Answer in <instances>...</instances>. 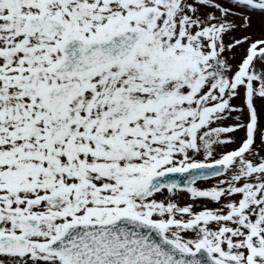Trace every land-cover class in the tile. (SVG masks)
I'll return each instance as SVG.
<instances>
[{"label":"snow or ice","instance_id":"snow-or-ice-1","mask_svg":"<svg viewBox=\"0 0 264 264\" xmlns=\"http://www.w3.org/2000/svg\"><path fill=\"white\" fill-rule=\"evenodd\" d=\"M0 264H264V0H0Z\"/></svg>","mask_w":264,"mask_h":264}]
</instances>
